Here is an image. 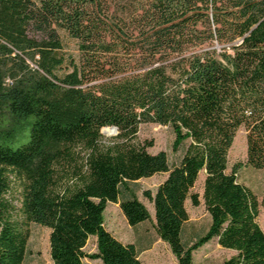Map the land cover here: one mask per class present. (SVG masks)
Masks as SVG:
<instances>
[{"label": "trees", "instance_id": "obj_1", "mask_svg": "<svg viewBox=\"0 0 264 264\" xmlns=\"http://www.w3.org/2000/svg\"><path fill=\"white\" fill-rule=\"evenodd\" d=\"M143 123L172 128L176 163L148 150ZM241 126L247 164L264 169V0H0V264H24L30 222L50 229L52 264H143L105 210L149 220L130 183L157 173L143 195L179 264L212 239L235 251L221 264H264V199L228 170ZM19 129L29 138L12 147ZM202 172L210 224L186 244Z\"/></svg>", "mask_w": 264, "mask_h": 264}, {"label": "rangeland", "instance_id": "obj_2", "mask_svg": "<svg viewBox=\"0 0 264 264\" xmlns=\"http://www.w3.org/2000/svg\"><path fill=\"white\" fill-rule=\"evenodd\" d=\"M65 52L78 58L79 51L74 39L64 35ZM217 50H221V45L215 44ZM29 128V127H28ZM103 133V132H102ZM105 138H110L116 133H103ZM246 128L241 126L234 138L233 144L228 155V170L235 165L238 167V178L241 182L248 185L257 193L260 201L264 199V169L254 168L247 164V138ZM138 136L141 141L152 143L148 147L150 152L166 151L171 164L176 163L181 152L173 150L175 134L168 125L159 123H143L140 125ZM29 138V130H18L12 139L6 142L12 147L26 142ZM165 173H157L151 177L141 178L130 183L137 196L143 201L150 211L151 218L138 225L131 226L123 214L118 203L108 202L105 210L106 227L123 242H133L138 250L139 258L143 264H179L176 255L172 252L168 243L163 241L156 230V221L153 203L144 195V190L154 192L162 182ZM203 181L204 172L194 187V192L199 193L200 203L193 205L190 200L186 202L189 218L185 222L182 230V237L186 244L193 243L197 237L202 235L209 227L210 215L204 205L203 200ZM259 223L264 229V206H260ZM30 237L28 240L27 251L24 264H52L50 256L49 235L50 229L41 224L29 223ZM96 250V240L91 236L85 246L87 253ZM235 251L222 247L217 239H212L193 252V264H221V262ZM87 264H101L99 259L85 258Z\"/></svg>", "mask_w": 264, "mask_h": 264}, {"label": "water", "instance_id": "obj_3", "mask_svg": "<svg viewBox=\"0 0 264 264\" xmlns=\"http://www.w3.org/2000/svg\"><path fill=\"white\" fill-rule=\"evenodd\" d=\"M103 133H118V128L116 126H108L102 128Z\"/></svg>", "mask_w": 264, "mask_h": 264}, {"label": "crops", "instance_id": "obj_4", "mask_svg": "<svg viewBox=\"0 0 264 264\" xmlns=\"http://www.w3.org/2000/svg\"><path fill=\"white\" fill-rule=\"evenodd\" d=\"M166 175V174H165Z\"/></svg>", "mask_w": 264, "mask_h": 264}]
</instances>
